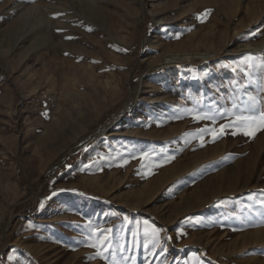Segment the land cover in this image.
<instances>
[{
	"label": "rangeland",
	"instance_id": "rangeland-1",
	"mask_svg": "<svg viewBox=\"0 0 264 264\" xmlns=\"http://www.w3.org/2000/svg\"><path fill=\"white\" fill-rule=\"evenodd\" d=\"M248 106L264 0H0V264H264Z\"/></svg>",
	"mask_w": 264,
	"mask_h": 264
},
{
	"label": "snow or ice",
	"instance_id": "snow-or-ice-1",
	"mask_svg": "<svg viewBox=\"0 0 264 264\" xmlns=\"http://www.w3.org/2000/svg\"><path fill=\"white\" fill-rule=\"evenodd\" d=\"M236 107L237 105L234 104L233 108H236ZM219 115H225V113H220ZM226 115L232 116L233 119L230 121L228 125L221 126V132L219 134L221 136L224 134V129L229 126L242 130L243 134L246 136H254L256 131H259L260 129H264V111L257 112V110L251 106L240 109L239 112L229 111L226 113ZM194 119L214 120L215 117L207 113H203V114L198 113L196 116H194ZM203 131L205 130L201 129V132ZM233 134L235 135L236 133L234 132ZM215 138L218 139L219 136H216ZM158 231L159 230L157 229H152V234L158 235ZM91 246L96 247L97 245H91Z\"/></svg>",
	"mask_w": 264,
	"mask_h": 264
},
{
	"label": "bare ground",
	"instance_id": "bare-ground-1",
	"mask_svg": "<svg viewBox=\"0 0 264 264\" xmlns=\"http://www.w3.org/2000/svg\"><path fill=\"white\" fill-rule=\"evenodd\" d=\"M209 52H211V50Z\"/></svg>",
	"mask_w": 264,
	"mask_h": 264
}]
</instances>
